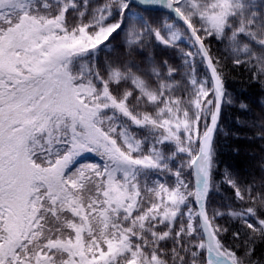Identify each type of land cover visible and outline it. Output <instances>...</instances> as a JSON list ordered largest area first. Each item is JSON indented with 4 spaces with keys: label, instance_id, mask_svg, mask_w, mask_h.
Segmentation results:
<instances>
[{
    "label": "snow or ice",
    "instance_id": "snow-or-ice-1",
    "mask_svg": "<svg viewBox=\"0 0 264 264\" xmlns=\"http://www.w3.org/2000/svg\"><path fill=\"white\" fill-rule=\"evenodd\" d=\"M0 264H264V0H0Z\"/></svg>",
    "mask_w": 264,
    "mask_h": 264
}]
</instances>
